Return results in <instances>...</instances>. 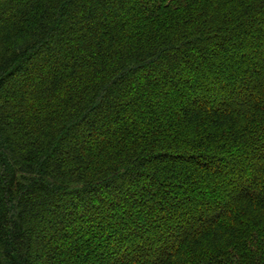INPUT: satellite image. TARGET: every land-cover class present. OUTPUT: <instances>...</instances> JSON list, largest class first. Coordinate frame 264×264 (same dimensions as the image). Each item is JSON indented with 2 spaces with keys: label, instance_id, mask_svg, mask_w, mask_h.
Instances as JSON below:
<instances>
[{
  "label": "trees",
  "instance_id": "trees-1",
  "mask_svg": "<svg viewBox=\"0 0 264 264\" xmlns=\"http://www.w3.org/2000/svg\"><path fill=\"white\" fill-rule=\"evenodd\" d=\"M0 264H264V0H0Z\"/></svg>",
  "mask_w": 264,
  "mask_h": 264
}]
</instances>
